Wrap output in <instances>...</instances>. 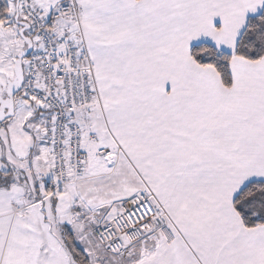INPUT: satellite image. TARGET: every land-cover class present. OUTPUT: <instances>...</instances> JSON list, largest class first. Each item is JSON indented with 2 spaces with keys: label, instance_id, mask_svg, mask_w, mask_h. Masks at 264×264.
<instances>
[{
  "label": "snow or ice",
  "instance_id": "1",
  "mask_svg": "<svg viewBox=\"0 0 264 264\" xmlns=\"http://www.w3.org/2000/svg\"><path fill=\"white\" fill-rule=\"evenodd\" d=\"M0 264H264V0H0Z\"/></svg>",
  "mask_w": 264,
  "mask_h": 264
}]
</instances>
